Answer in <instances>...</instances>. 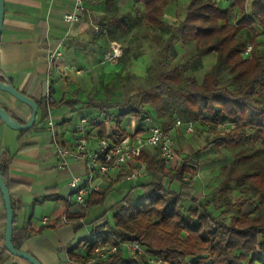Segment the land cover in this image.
<instances>
[{"label":"trees","instance_id":"1","mask_svg":"<svg viewBox=\"0 0 264 264\" xmlns=\"http://www.w3.org/2000/svg\"><path fill=\"white\" fill-rule=\"evenodd\" d=\"M88 1L102 4L109 12L102 26L111 41L121 39L116 37L119 30L128 32L125 17L117 16L116 0ZM246 1L227 0L221 6L213 0H188L181 20L168 23L164 15L178 0H130L132 6H141L147 28L154 33H168L164 40L154 34V41L160 45V66L154 83L138 92L136 106H128L114 116L105 114L96 123L101 127L98 136H106L114 143L127 134L121 126L127 116L141 122L137 130L142 129L146 118L164 131H169L177 119L204 130L224 127L204 148L212 145L217 151L232 152V159L222 167L223 178L213 192L223 201L219 205L221 212L232 204L237 205L236 211L226 218L216 212L211 199L200 200L195 196L192 186L198 166L191 156L166 167L159 158L149 159L141 153L139 162L154 178L138 185L143 190L142 200L132 205L124 197L110 207L114 210L112 223L105 219V214L96 217L92 221V235L84 240L83 253L69 250L74 262L84 261L95 246L105 242L136 240L146 252L160 259L153 264H264V0H251L248 11ZM176 42L181 46L193 44L195 52L183 62L164 66ZM247 44L251 50L244 54ZM210 54L213 62L201 79L187 73ZM225 75L228 85L222 84ZM36 103L43 109V115L57 106H66L71 111L80 108L77 98H62L56 103L48 97ZM105 120L113 122L108 134ZM257 142L259 145L255 146ZM0 172L9 189L5 167L0 166ZM165 178L175 181L179 189L165 185ZM232 181L240 192L252 191L257 201L239 198L232 203L228 197ZM112 184L102 192H91L85 206L102 202ZM183 201L189 202L185 209L181 208ZM250 203L254 204L253 213L242 209ZM11 205L14 215L12 202ZM12 244L18 249L13 235ZM1 260L0 254V264ZM94 264L148 263L145 255L117 251Z\"/></svg>","mask_w":264,"mask_h":264},{"label":"crops","instance_id":"2","mask_svg":"<svg viewBox=\"0 0 264 264\" xmlns=\"http://www.w3.org/2000/svg\"><path fill=\"white\" fill-rule=\"evenodd\" d=\"M4 15L0 32V73L8 78L20 92L35 101L50 98L54 102L62 98H77L71 94V88L82 80L87 70L94 65L96 49H107L110 38L104 26L98 22V13L102 4L83 0L84 9L80 20L71 25L65 23L62 15L73 8V0H3ZM130 0H118V7L126 5ZM250 1H246L245 9H250ZM121 4V5H120ZM94 9V10H93ZM102 13V12H99ZM164 20L165 15H164ZM94 25L105 33L95 34ZM63 38V55L58 60V71L53 74L48 86L46 78V55L56 43ZM123 39L117 43L122 45ZM122 48V47H121ZM119 57V56H118ZM118 57L110 59L115 63ZM98 60H105L100 54ZM105 62V61H104ZM79 70V71H76ZM80 101V99H78ZM0 106L9 111L19 121L25 122L30 114V107L10 94L0 90ZM56 126L57 139L65 146L71 144L72 128L78 115L86 114L71 111L66 106L49 109ZM97 115L88 117L89 146H93L94 136H98L101 128L96 123L104 118ZM125 130L137 129L139 122L128 116ZM47 115L38 107L34 124L26 132L8 127L0 120V166L5 167L9 181V194L14 207L13 239L18 249L25 250L36 257L41 264H78L70 259L69 250L82 254L85 250V238L93 230V219L85 216L87 207L73 202L68 182L72 175L86 178L88 170L85 161L67 160V167L58 168V156L54 148V136L46 125ZM123 121V120H122ZM145 124V122H144ZM106 133H110L113 122L105 120ZM138 130L139 133L143 132ZM175 141L182 133H186L185 125L173 124L170 129ZM184 147V146H182ZM186 152V151H185ZM142 153L150 158H157L152 148H145ZM139 160L130 162L119 169L111 170L107 175L94 174L88 184L97 185L102 192L110 182L113 184L100 203H104L114 188L124 182L131 186L125 194L120 193V200H115L107 208L116 205L131 191L141 189V182L124 179V175L138 165ZM152 176L148 174V178ZM195 183V179L193 184ZM124 186H121L123 189ZM127 187H124L126 189ZM89 197V196H88ZM88 197L86 201L88 200ZM85 201V202H86ZM114 212V210H113ZM82 215L81 217H77ZM65 216V220H63ZM47 217L42 224L41 218ZM98 217V216H97ZM45 226L44 228H42ZM5 208L0 193V254L1 264H29L11 255L4 248Z\"/></svg>","mask_w":264,"mask_h":264},{"label":"rangeland","instance_id":"3","mask_svg":"<svg viewBox=\"0 0 264 264\" xmlns=\"http://www.w3.org/2000/svg\"><path fill=\"white\" fill-rule=\"evenodd\" d=\"M116 1L118 3V0ZM187 2L188 0H178L176 4L168 8L165 14L166 22L174 23L181 20ZM219 4L225 6L227 2L221 1ZM95 12L98 13L99 24H104L109 12H106L103 8L102 10H95ZM142 13L141 6H132L131 2L118 7L117 16H124L129 26L128 32L119 30L116 33L117 38L123 39L120 41L122 42V48L120 49L118 60L115 63L107 62L110 60H104L105 62L98 60L99 55L101 53L104 54L107 49H96L93 53L94 65L87 70L82 80L75 84V88H71V94L76 95L80 99L78 111L86 114L88 117L97 115L96 117L100 119L105 114L114 116L126 110L128 106H136L139 101L138 92L150 87L154 83L155 74L160 66L158 62L160 60V45L154 41V34L160 35L161 39L164 40L168 33L166 31H156L154 33L151 29L147 28L142 20ZM231 18L232 15L230 20ZM258 49L263 50L262 47ZM194 52L193 44L181 46L179 42H176L170 53V57L167 58L163 65L171 66L175 63L183 62ZM212 62L213 54L204 56L196 68L187 70V73L201 79L203 74L210 68ZM221 80L224 85L230 83L227 75L223 76ZM146 107L142 108L145 112ZM128 118L127 116L123 119V125L127 123ZM223 128L220 126L204 130L194 125L192 132L180 134L176 141V146L179 151L178 161L184 156H191L194 164L198 166V173L192 186L195 196L200 200L211 199L216 212H220L221 215L227 218L228 215L236 211L237 205L232 204L231 208H226L225 211L221 212L220 209L222 208L219 205L223 201L217 192L213 191L223 178L222 167L227 165L232 159V152L229 149L217 151L212 145L204 148L217 134L222 133ZM258 145V142L255 143V146ZM140 164L138 162V165ZM148 174L145 170V178L141 182H147L149 179L154 180L153 177L148 178ZM163 183L169 188L179 189V185L175 181L169 180V178H165ZM121 186L127 188L124 189L123 187L122 189ZM121 186L114 188L104 203L91 204L85 215L87 219H93L101 214H105V219L109 223H112L113 209L107 208V205L115 200H120V193L123 192L125 194L130 188L131 183L124 182ZM230 186L232 190L228 193V197L232 203L239 198H249L251 201H257L252 191L246 193L240 192L235 181H232ZM142 198L143 190L136 189L128 194L127 201L135 205ZM188 205V201L181 202L182 209H185ZM242 209L248 213H253L254 204H247ZM17 259L21 258L17 257ZM22 261L25 260L22 259Z\"/></svg>","mask_w":264,"mask_h":264},{"label":"built area","instance_id":"4","mask_svg":"<svg viewBox=\"0 0 264 264\" xmlns=\"http://www.w3.org/2000/svg\"><path fill=\"white\" fill-rule=\"evenodd\" d=\"M215 2L227 0H213ZM84 9L83 0H73V8L70 12H65L62 19L65 23L71 25L80 20V15ZM93 31L95 34H103L105 31L94 25ZM121 46L115 41H109L107 44V51L104 53V59L110 60L116 58L120 54ZM251 50V45L247 44L244 48V54ZM63 55V38L60 39L56 45L49 49L46 55V78L48 86L54 73L58 71V60ZM79 71V70H76ZM180 120L175 121V125H181ZM47 128L54 136V148L58 156V168L64 169L67 167V160L82 159L85 161L88 175L83 178L79 175H72L68 186L71 190V197L73 202L84 205L87 197L93 191H98L97 185L88 184L94 174L107 175L111 170L119 169L120 167L138 160L142 151L149 147L152 148L157 158H159L166 167H173L178 162V154L175 149L174 139L169 131L164 129L152 121L150 118L145 119L143 132L139 133L137 129L126 130L125 134L118 142H112L106 136H94L93 146H89V120L85 115H78L73 123L71 144L65 146L57 139L56 126L52 119L51 113L47 111L46 119ZM185 131L190 133L193 131L192 124L185 125ZM145 169L142 167L126 173L124 179L137 181L144 176ZM183 179H187L184 176ZM47 217L41 218V223H47ZM65 220V216H63ZM92 235L89 233L88 237ZM122 251L134 256L145 255L146 262L153 264L160 262V259L144 250V248L136 240H125L116 243L105 242L95 246L90 255L78 264H94L99 260L105 259L108 255Z\"/></svg>","mask_w":264,"mask_h":264},{"label":"water","instance_id":"5","mask_svg":"<svg viewBox=\"0 0 264 264\" xmlns=\"http://www.w3.org/2000/svg\"><path fill=\"white\" fill-rule=\"evenodd\" d=\"M3 15H4V2L3 0H0V32L3 23ZM0 76L3 77V80L0 79V90L10 94L20 102L30 107V114L28 119L24 123H20L12 116L10 112H8L6 109L0 106V120L3 121L8 127L15 130L25 131L30 129L35 121V117L38 111V104L34 99L29 97L28 95L18 91L9 81V79L4 77L2 73H0ZM0 193L2 195L4 208H5V229H4V242H3L5 250L9 252L11 255L27 261L29 264H41L39 260L33 255H31L29 252L22 249H16L12 244L13 209L11 205L9 190L5 184L1 172H0Z\"/></svg>","mask_w":264,"mask_h":264}]
</instances>
